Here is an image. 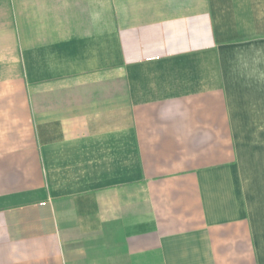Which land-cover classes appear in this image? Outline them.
<instances>
[{
  "label": "crops",
  "instance_id": "0c3cea01",
  "mask_svg": "<svg viewBox=\"0 0 264 264\" xmlns=\"http://www.w3.org/2000/svg\"><path fill=\"white\" fill-rule=\"evenodd\" d=\"M255 135L264 0H0V264H264Z\"/></svg>",
  "mask_w": 264,
  "mask_h": 264
},
{
  "label": "rangeland",
  "instance_id": "374dc122",
  "mask_svg": "<svg viewBox=\"0 0 264 264\" xmlns=\"http://www.w3.org/2000/svg\"><path fill=\"white\" fill-rule=\"evenodd\" d=\"M249 140H253L254 141V145L256 146L254 151L256 153L257 151V157L259 156H263L264 155V135H255V136H250ZM245 158V162L247 163L248 160L246 157ZM263 170V168H261Z\"/></svg>",
  "mask_w": 264,
  "mask_h": 264
}]
</instances>
